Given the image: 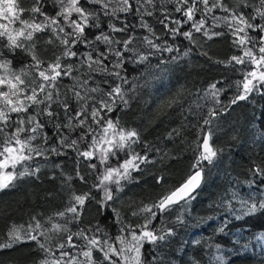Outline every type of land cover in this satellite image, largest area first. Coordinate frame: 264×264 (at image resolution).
Returning a JSON list of instances; mask_svg holds the SVG:
<instances>
[{
	"label": "trees",
	"instance_id": "trees-1",
	"mask_svg": "<svg viewBox=\"0 0 264 264\" xmlns=\"http://www.w3.org/2000/svg\"><path fill=\"white\" fill-rule=\"evenodd\" d=\"M82 2L86 3V0ZM225 2L229 7L236 6V0ZM250 3L258 4V0H250ZM17 4L20 8L30 9L33 0H17ZM41 6L50 16L59 11L55 0H43ZM168 7L176 18L184 19L174 12V6ZM240 10L246 14L253 13L252 7H242ZM20 15L22 19L31 20L33 14L25 11ZM159 15V12H155L153 17H144L147 22L153 24L157 35L161 36L160 41H156L154 37L150 38L156 43L167 41L168 45L179 51L157 52L149 57L146 64L126 63V70L122 74L129 81L123 86L126 91L125 98L129 103L124 106L121 101H117L112 113L101 114L104 119L118 121L120 127L125 130L135 129L139 133V142L133 144L132 149L141 155L147 153L153 163L141 165L140 170L131 173L130 180L121 179L123 191H114L110 206L101 208L98 201L103 197V192L94 187L99 183L98 176L104 171L98 160L78 158L77 152L71 148L64 149L66 155L48 154L47 159L34 154L33 159L25 163L29 168L39 167V172L34 176L17 179L14 182L15 187L0 191V237L6 239V233L13 224L26 227L33 216L43 223L45 228L50 227L47 223L49 218L64 225L66 218H56L54 214L65 210L73 193H89L91 198L86 201L81 220L66 224L70 232L85 230L88 235H92L99 225L108 236L115 238L122 226L143 224L144 216H133V211H139L144 205L157 202L162 195L175 189L192 174V165L199 154L197 145L202 143L203 134L210 129V144L217 151V156L212 164L203 162V180L193 195L195 198L187 203L181 201L173 206L172 210L162 216L158 215L153 220V229H171L174 235L165 241L157 242L155 246L146 243L143 254L149 264H264V239H258L264 236V210L237 219L235 210L240 209V203L231 196L233 191H238L245 198L255 193L257 202L264 199V195L259 191V188L264 186V178L254 174L257 167L264 168V85L259 91L251 92L245 100L232 104L231 101L241 91L237 82L243 80L244 71L249 70L251 65L245 68L235 62L228 63L232 56L243 54L238 46L233 45V37L228 33V29L223 25L211 28L214 21L210 16L206 27L225 34L209 40L202 33H194L195 43H191L183 36L172 39L171 33L166 34L162 26L155 23V17ZM214 15L223 16L226 13L217 9ZM120 16L129 24L138 22L133 15ZM73 18H76L75 15ZM196 18H200L199 12ZM42 20V16H36V22ZM105 20H102V27L107 30ZM255 22L259 23L260 20ZM0 23L7 24L9 30L21 27L19 22L9 23L0 19ZM116 23L120 26L119 22ZM189 27L190 25H185L182 31L188 30ZM65 30L71 31L68 28ZM97 32L98 30H89L90 38H94ZM249 32L250 35H257L250 30ZM36 35L40 37L36 40V52L41 60H54L61 49L45 43L51 33ZM134 35L137 38L130 47L138 53L151 51L143 43V37L148 35L144 29L137 28ZM24 43L27 46L30 42ZM6 44L7 40L0 38V60H11L13 70H19L32 63L27 52L16 49L13 54L3 46ZM105 47L99 44V48ZM78 49L80 53L91 51V48L82 44L78 45ZM186 51L187 56L184 55ZM127 55L131 56V53ZM173 57L176 59L173 60ZM161 60L164 62L161 63ZM79 62L75 58L63 61L64 64L75 65H79ZM2 71L0 70V74ZM84 72H87L86 66L82 67L80 72H74L73 76L83 80ZM34 75L35 72L32 71L25 79ZM105 79L112 83L118 82L111 76L95 75L89 79L88 86H99L107 90L108 85L103 83ZM62 83L70 87L74 80L66 78ZM212 84L222 89L218 96L219 104L211 95L205 96ZM60 91L63 93L65 88L62 87ZM90 95L99 98V94ZM172 101L178 103H172L169 107V102ZM75 107L73 103V108ZM210 109L218 115L211 125L204 126L203 121L208 118ZM29 111L33 112V109ZM58 111L62 112V109ZM44 120L47 121V117H44ZM91 126L96 129L93 134L98 135L97 125ZM174 129L180 134L176 135ZM45 131L51 144L56 139L53 135V125L49 124ZM169 133H172L171 138L168 137ZM78 134L79 130L72 133L71 138H78ZM198 135L201 137L199 141ZM32 144L38 148L49 146L44 144L42 136ZM87 147V141L79 144L81 150ZM125 152L118 153V158H110L108 164L117 167L127 158ZM89 163H96L99 170L90 168ZM21 170L22 167L18 165L17 171ZM77 172L84 177V181L77 176ZM68 177L71 179H67ZM160 177H163V180L157 183ZM249 182L252 183L251 187ZM108 187L115 190L116 185L110 184ZM116 213H119V222ZM178 217L183 223L178 221ZM222 226L223 232L219 231ZM89 229L92 231H87ZM49 235L52 237L50 245L53 249L58 242L66 240V234L57 235L50 232ZM38 239L44 241L43 236H38ZM75 242L78 245L84 243L83 240ZM67 250L77 254L79 252V249ZM55 255L58 256L59 253L56 252ZM94 255L102 260L100 253ZM44 259L45 253L35 241L17 243L12 248L0 250V264H41Z\"/></svg>",
	"mask_w": 264,
	"mask_h": 264
},
{
	"label": "snow or ice",
	"instance_id": "snow-or-ice-1",
	"mask_svg": "<svg viewBox=\"0 0 264 264\" xmlns=\"http://www.w3.org/2000/svg\"><path fill=\"white\" fill-rule=\"evenodd\" d=\"M42 3L43 0H33L32 7L25 9L18 6L17 0H0V19L9 23L19 22L21 25L9 30L7 24L0 23V38L7 40V44L3 46L13 54L16 49H22L32 60L31 64L19 70L11 68V60H0V70H3L0 74V191L15 187L14 182L17 179L34 176L39 172V167L29 168L25 163L31 161L34 154L47 159L48 154L66 155L64 149L71 148L77 152L78 158L89 161L96 159L99 165L104 167V171L98 176L99 183L94 187L103 192V197L98 201L101 208H107L110 206L109 202L114 199V191H123L121 179L130 180L131 173L140 170L141 165L153 163L147 153L141 155L132 149V145L139 142V133L135 129L125 130L120 127L118 121L104 119L101 114L112 113L117 101H121L124 106L129 103L123 87L129 81L122 74L126 70V63L146 64L149 57L157 52L179 51L168 45L167 41L154 42V39L160 41L161 36L157 35L153 24L147 22L144 17H153L155 12L160 13L155 17V23L161 25L166 34L171 33L172 39L183 36L195 43L194 33H202L209 40L224 35V32H214L206 27L210 16L214 21L211 28L223 25L228 29V33L233 37V45L238 46L243 53L241 56H232L228 63L235 62L245 68L251 65L249 70L244 71L243 80L237 82L241 91L231 101L232 104L245 100L251 92L259 91L264 85V0H258V4H252L250 0H236L235 7H229L225 0H86V3L82 0H55L59 11L54 16L42 10ZM169 5L174 6V12L184 19L176 18ZM242 7H252L253 13L246 14L240 10ZM217 9L226 15H214ZM25 11L33 14L31 20L21 18L20 14ZM198 12L199 19L196 18ZM120 14L124 17L133 15L138 22L129 24L121 19ZM37 15L42 16L43 20L36 22ZM74 15L76 18H73ZM257 19L260 20L259 23L255 22ZM102 20H105L107 30L102 27ZM116 22H119L120 26H117ZM185 25L190 27L182 31ZM66 28L71 31H66ZM137 28H142L148 33L143 37V43L151 51L138 53L130 47L137 38L134 35ZM93 29L98 32L94 38H90L89 30ZM249 30L257 35H250ZM44 32L51 33L45 43L61 49L50 62L41 60L36 52V40L40 39L36 34ZM113 33L124 35L114 36ZM24 41L30 43L26 46ZM81 44L91 48V51L80 53L78 45ZM99 44L106 47L101 49ZM128 53H131V56H128ZM184 55L187 56L188 52ZM81 56L83 59H80ZM74 58L80 61L79 65L63 63L64 60L71 61ZM172 59L175 60L176 57ZM163 62L161 60V63ZM84 66L87 67V72L82 73L85 77L83 80L73 76L74 72H80ZM32 71L35 75L25 79ZM95 75L111 76L118 82L112 83L105 79L103 83L108 85L107 90L99 86L89 87V79ZM66 78L74 80L70 87L62 83ZM62 87L65 88L63 93L60 91ZM220 91L222 89L212 84L205 96L211 95L219 104ZM90 93L99 94V98ZM172 103L178 101L169 102L168 106L171 107ZM29 109H33V112ZM58 109H62V112ZM217 115L216 111L210 109L203 125H211ZM44 117H47V121ZM49 124L53 125V135L56 137L51 144L45 131ZM92 124L97 125L98 135L93 134L96 129L92 128ZM78 130V138H71V134ZM173 131L176 135L180 134L175 129ZM25 133L27 135H24ZM211 135L210 129L203 134L202 143L197 145L199 154L192 165L193 172L179 187L162 195L157 202L144 205L139 211H133V216H144L143 224L122 226L115 238L108 236L99 225L92 235H88L85 230L70 232L66 224L81 220L86 201L91 198L89 193H73L65 210L54 214L56 218H66L64 225L49 218L47 223L50 227L45 228L44 224L33 216L26 227L16 224L9 227L7 238L0 237V250L12 248L17 243L35 241L45 253L41 264H149L142 251L144 245L147 243L155 246L157 242L165 241L174 235L171 229H153V220L158 215L162 216L172 210L173 206L181 201L187 203L195 198L192 194L203 180V162L212 164L217 156V151L210 144ZM40 136L43 137L44 144L49 145L47 148L33 146L32 142ZM168 137L171 138L172 133H169ZM199 140L201 137L198 135ZM85 141L88 142V147L81 150L79 144ZM120 152H125L127 158L117 167L110 166L109 159L118 158ZM18 165L23 170L17 171ZM88 166L99 170L96 163H89ZM254 174L264 178V168L257 167ZM77 176L84 181L79 172ZM162 180L163 177L158 178L157 183ZM110 184L116 185L115 190L108 187ZM249 186H252L251 182ZM259 191L264 195V186L260 187ZM231 196L240 203V209L235 210L237 219L264 210V199L257 202L255 193L245 198L238 191H233ZM116 218L119 222V213H116ZM177 219L183 223L179 217ZM219 231L223 232L224 226L220 227ZM50 232L57 235L66 234V240L58 242L53 249L50 245ZM38 236H43L44 241L41 242ZM258 239H264V236ZM77 240H83L84 243L78 245L75 242ZM67 249H79V252L77 254ZM56 252L59 253L58 256L55 255ZM94 253H100L102 260Z\"/></svg>",
	"mask_w": 264,
	"mask_h": 264
},
{
	"label": "water",
	"instance_id": "water-1",
	"mask_svg": "<svg viewBox=\"0 0 264 264\" xmlns=\"http://www.w3.org/2000/svg\"><path fill=\"white\" fill-rule=\"evenodd\" d=\"M187 178H188V177H187ZM187 178H186V179H187ZM184 181H185V180H184ZM184 181H183V182H184ZM183 182H182V183H183ZM182 183H181V184H182ZM181 184H180V185H181ZM201 184H202V182H201ZM201 184H200V186H201ZM180 185H178L177 187H179ZM200 186H199V187H200ZM177 187H175V188H177ZM199 187H197V188L195 189V191L193 192L192 195H194V193L197 191V189H198Z\"/></svg>",
	"mask_w": 264,
	"mask_h": 264
},
{
	"label": "rangeland",
	"instance_id": "rangeland-1",
	"mask_svg": "<svg viewBox=\"0 0 264 264\" xmlns=\"http://www.w3.org/2000/svg\"><path fill=\"white\" fill-rule=\"evenodd\" d=\"M9 170H11V169H9Z\"/></svg>",
	"mask_w": 264,
	"mask_h": 264
}]
</instances>
